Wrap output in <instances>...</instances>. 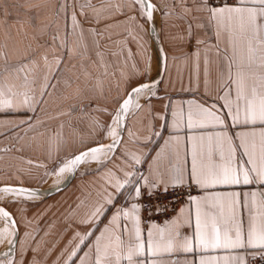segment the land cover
I'll return each instance as SVG.
<instances>
[{
	"label": "snow or ice",
	"instance_id": "6c2138e0",
	"mask_svg": "<svg viewBox=\"0 0 264 264\" xmlns=\"http://www.w3.org/2000/svg\"><path fill=\"white\" fill-rule=\"evenodd\" d=\"M179 2L184 13L181 19L192 14L193 9L185 0ZM194 4L197 15L193 19H200L197 26L210 31L217 40V91L214 96L206 92L200 101H187V108L183 102L173 107L170 125L166 115L161 117L165 121L163 126L173 130L170 135L177 143L181 132L193 133L186 135L183 159L177 151L173 163L168 152L171 140H166L165 147L152 158L145 176L136 168L143 162L145 153L122 154L125 162L131 163V169L119 168L122 175L112 170L106 173L103 193L82 221L88 228L97 221L108 223L98 229L99 235L88 232L87 228L83 235L77 231L74 238L78 242L67 261L82 251L80 245L88 247L86 239L94 236L89 251L79 258L80 264H180V255L186 257L184 264H252L257 258L264 264V0H194ZM90 6V0L80 5L81 14ZM127 6L145 23L153 22L155 9L148 0H127ZM68 7L65 0L59 10ZM115 7L121 15L125 14L123 2ZM107 18L111 19V15ZM127 19L135 21L136 17ZM136 26L142 27L138 23ZM69 27L60 44L67 51L54 50L56 69L50 75L45 74L39 96L32 87L35 78H30L39 68V61L22 57L17 63L4 66L0 72V113L39 110L48 89L55 87L51 80L62 71L64 56L70 58L74 52L71 36L77 31L83 35L74 10ZM128 31L131 35V29ZM187 31L190 40L191 23ZM202 43L197 40V45ZM195 56L198 73L199 49ZM41 58L51 69L47 53ZM158 59L166 63L162 48ZM205 76H208L207 68ZM16 79L21 82L16 83ZM208 83L206 79V87ZM158 84L156 80L131 87L118 107L108 114L111 123L105 126V133L111 142L104 143L101 139L46 172V176L57 177L54 187L59 188L61 178L75 173L81 164L94 162L98 168H106L122 143L125 118L142 107L140 96L155 95ZM21 123L32 126L30 119ZM209 127L212 131L205 133L204 129ZM166 157L169 167L162 171L161 161ZM251 185L260 187L244 190ZM125 191L127 196L121 200ZM8 195L31 201L40 194L23 187L0 188V198ZM177 203L181 204L179 209L175 207ZM161 215L166 217L162 225L155 222ZM0 219L6 224L0 230V243L8 245L0 264H15L11 258L12 246L17 242L15 221L3 207H0ZM219 250L228 254L208 255Z\"/></svg>",
	"mask_w": 264,
	"mask_h": 264
},
{
	"label": "crops",
	"instance_id": "0c3cea01",
	"mask_svg": "<svg viewBox=\"0 0 264 264\" xmlns=\"http://www.w3.org/2000/svg\"><path fill=\"white\" fill-rule=\"evenodd\" d=\"M152 1L154 21L167 53L164 76L154 90L155 95L149 98L145 93L143 100H139L142 107L128 114L122 143L115 159L106 168H98L94 162L82 164L72 183L50 197L41 196L31 201L10 195L0 198L13 211L19 226L16 251L11 255L15 264H66L78 242L74 238L77 231L83 235L87 228L88 232L99 235L98 229H102L107 220L103 224L97 221L90 228L82 221L100 199L108 179L106 173L112 170L122 175L119 168L131 169V163L125 162L123 153H145L143 162L136 165L139 169L145 164L146 169L140 171L145 176L152 158L165 147L166 140H171L168 152L172 154L173 163L177 151L183 159L186 135L193 133L181 132L177 143L170 135L173 130L170 126H163L165 121L161 117L166 115L170 125L173 107L183 102L187 108V101H200L206 92L215 95L217 40L210 31L197 26L200 19H193L197 15L194 0H185L193 12L183 19L180 18L184 13L179 0ZM64 2L0 0V72L6 64H15L22 57L39 61V68L30 75V78H35L32 87L37 96L45 83V74L50 75L56 69L54 50L56 53L67 51L61 49L60 44L65 33L70 31L73 10L83 27L82 36L79 31L71 36L74 52L70 58L64 56L62 71L51 80L55 87L48 89L39 110L0 113V184L38 182L39 177L64 160L101 139H110L105 133V126L111 123L108 114L118 107L131 87L154 77L159 71V51L150 35L149 23L127 6V0H90L91 6L83 9V15L80 5L87 4L89 0H67L70 7L60 11ZM122 2L125 4L124 15L115 7ZM109 15L111 19L107 18ZM128 16H134L136 20L129 21ZM137 23L142 27H137ZM189 23L192 24L190 40ZM128 29H131V35ZM57 36L59 39L54 41ZM197 40L204 43L197 45ZM220 47H224L223 42ZM45 53L51 69L41 58ZM206 79L209 81L207 87ZM15 82L20 83L21 80L16 79ZM27 119L31 120V127L21 123ZM211 131V127L204 129L205 133ZM168 167L166 157L161 161V170L166 171ZM258 187L245 186L244 190H256ZM126 196L127 191L121 200ZM155 222L162 225L164 221ZM5 226L4 220L0 219V230ZM92 241L94 236H89L85 241L88 247L80 245L82 251L67 264H80L79 258L89 251ZM6 244L0 243V248ZM227 254L219 250L208 255ZM4 258V255L0 256V259ZM185 259L180 255V264H184Z\"/></svg>",
	"mask_w": 264,
	"mask_h": 264
},
{
	"label": "water",
	"instance_id": "95a60500",
	"mask_svg": "<svg viewBox=\"0 0 264 264\" xmlns=\"http://www.w3.org/2000/svg\"><path fill=\"white\" fill-rule=\"evenodd\" d=\"M148 2L151 3L152 5H154V2L152 0H148ZM153 17H154V13H153ZM151 29H154V31H150ZM149 31H150V35H151L152 39L154 40V42H156L158 51L161 48L163 49L164 54L166 55V62H167V53H166L164 44L162 42L159 30H158L154 20H153V22H149ZM165 69H166V63H162L160 61V68H159V71H158L157 75H155L154 77L149 78L147 80H144V81H142L140 83H144V82H147V81H156V80H158L159 84H160L162 79H163ZM140 83H138V84H140ZM130 89H129V91H130ZM125 97H126V95H125ZM127 117H128V115H127ZM127 117L125 118V126H124V129H123V136H122L121 139H123V137H124V132H125L126 123H127ZM103 142L104 143H109V142H111V139H108V140L103 141ZM95 144L96 143H94V144H92V145H90L88 147L94 146ZM88 147H86V148H88ZM85 149H83L82 151H84ZM82 151H80V152H82ZM80 152H78L77 154H79ZM81 166H82V164L78 167V169L75 171V173L69 175L62 183H60V187L59 188H56V187L49 188V187H46V186H40V185H34V184H28V183H22V182H19V183L18 182L1 183L0 184V188H4V187H23V188H27V189H31V190H37L39 192L40 196H42V197H50V196H52V195H54V194H56V193H58V192H60V191H62L64 189H66L72 183V181L74 180V178L78 174V171H79ZM0 207H3L6 211H8L10 213L12 219L15 221V226L17 228V234H16V241L17 242L12 246L13 251H12L11 255H13L15 253V251H16L18 238H19L18 222H17L15 214L13 213V211L6 204H4L3 202L0 201ZM7 249H8V245L7 244L4 247L0 248V256H3L4 253L7 251Z\"/></svg>",
	"mask_w": 264,
	"mask_h": 264
},
{
	"label": "rangeland",
	"instance_id": "374dc122",
	"mask_svg": "<svg viewBox=\"0 0 264 264\" xmlns=\"http://www.w3.org/2000/svg\"><path fill=\"white\" fill-rule=\"evenodd\" d=\"M57 181V177L55 176H46L45 174H43L41 177H39V181L38 182H30L28 184H34V185H42V186H49L50 184H53ZM39 197H41L39 195Z\"/></svg>",
	"mask_w": 264,
	"mask_h": 264
},
{
	"label": "built area",
	"instance_id": "2783aa9c",
	"mask_svg": "<svg viewBox=\"0 0 264 264\" xmlns=\"http://www.w3.org/2000/svg\"><path fill=\"white\" fill-rule=\"evenodd\" d=\"M146 169V166H145V164H143V165H141V166H139V170L140 171H144ZM184 198L183 197H181V200H183ZM180 203H177V204H175V207L178 209L179 207H180ZM172 213H171V208H169V215H171ZM166 219V217L165 216H157L156 217V219H155V221H164ZM252 264H261V261H260V259L259 258H257V259H255L253 262H252Z\"/></svg>",
	"mask_w": 264,
	"mask_h": 264
},
{
	"label": "bare ground",
	"instance_id": "6f19581e",
	"mask_svg": "<svg viewBox=\"0 0 264 264\" xmlns=\"http://www.w3.org/2000/svg\"><path fill=\"white\" fill-rule=\"evenodd\" d=\"M155 44H156V42H155ZM156 47H157V45H156ZM157 73H158V72H157ZM144 96H145V94L142 95V96H140L138 99H139L140 101H142L143 98H144ZM65 175H66L67 177L69 176V175H67V174H65ZM64 180H65V179L61 178L60 183H62ZM55 183H56V182H55ZM55 183L50 184L49 186H46V187H49V188L54 187V184H55Z\"/></svg>",
	"mask_w": 264,
	"mask_h": 264
}]
</instances>
